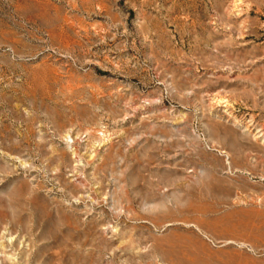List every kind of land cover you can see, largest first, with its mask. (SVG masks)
Returning <instances> with one entry per match:
<instances>
[{
	"label": "rangeland",
	"instance_id": "374dc122",
	"mask_svg": "<svg viewBox=\"0 0 264 264\" xmlns=\"http://www.w3.org/2000/svg\"><path fill=\"white\" fill-rule=\"evenodd\" d=\"M0 264H264V0H0Z\"/></svg>",
	"mask_w": 264,
	"mask_h": 264
}]
</instances>
